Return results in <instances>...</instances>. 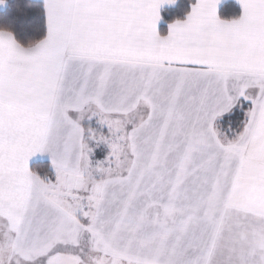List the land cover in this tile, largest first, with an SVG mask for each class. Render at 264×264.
<instances>
[{
  "label": "snow or ice",
  "instance_id": "snow-or-ice-1",
  "mask_svg": "<svg viewBox=\"0 0 264 264\" xmlns=\"http://www.w3.org/2000/svg\"><path fill=\"white\" fill-rule=\"evenodd\" d=\"M175 3L0 27V264H264V0H193L162 35Z\"/></svg>",
  "mask_w": 264,
  "mask_h": 264
},
{
  "label": "trees",
  "instance_id": "trees-1",
  "mask_svg": "<svg viewBox=\"0 0 264 264\" xmlns=\"http://www.w3.org/2000/svg\"><path fill=\"white\" fill-rule=\"evenodd\" d=\"M192 2L193 0H176L175 4L167 6L162 10L161 15L163 16V21L160 26V32L162 35L167 33L168 23H171L176 19L184 18L186 13L190 11ZM6 4V11L0 13V27L11 29L17 34L18 39L29 35L36 25L42 22L39 2L33 0H6ZM231 5L238 14L240 8L234 3L224 5L225 11L230 10ZM85 127L99 129V125L95 122L86 124ZM102 156L103 155H101L98 150L95 151L94 157L97 160H101ZM31 167L42 173L52 170V166L48 162H37Z\"/></svg>",
  "mask_w": 264,
  "mask_h": 264
},
{
  "label": "crops",
  "instance_id": "crops-1",
  "mask_svg": "<svg viewBox=\"0 0 264 264\" xmlns=\"http://www.w3.org/2000/svg\"><path fill=\"white\" fill-rule=\"evenodd\" d=\"M35 2H39L40 3V0H33ZM228 3H235V0H224V5L228 4ZM238 7L239 5L236 4ZM167 6H170V5H164L161 9V13H162V10L164 8H166ZM7 9V4L5 3L4 5H0V13L1 12H4L6 11ZM160 26H161V22L160 24L158 25V30L160 31ZM73 116L75 117V114H73ZM91 122H95L97 125H98V122L95 118H93L92 120H89L87 118H85L84 120L81 121V125L83 127L86 126V124H89ZM86 128V127H85ZM37 162H48L51 164V157L48 153H44V154H37L36 156H34L31 160H30V166H32L34 163H37ZM52 166V165H51Z\"/></svg>",
  "mask_w": 264,
  "mask_h": 264
},
{
  "label": "rangeland",
  "instance_id": "rangeland-1",
  "mask_svg": "<svg viewBox=\"0 0 264 264\" xmlns=\"http://www.w3.org/2000/svg\"><path fill=\"white\" fill-rule=\"evenodd\" d=\"M99 125V124H98ZM98 131H105L106 132V128H101V126L99 125V129H96ZM89 146L92 148V153H91V159L93 161V163L97 162V161H102L106 158V156L108 155V152L110 151V149L108 148V146L106 144H99L97 145L94 141H90L89 142ZM99 151L101 153V155H103L101 157V160H97L94 156H95V151Z\"/></svg>",
  "mask_w": 264,
  "mask_h": 264
}]
</instances>
